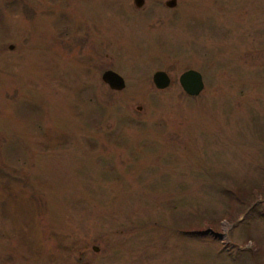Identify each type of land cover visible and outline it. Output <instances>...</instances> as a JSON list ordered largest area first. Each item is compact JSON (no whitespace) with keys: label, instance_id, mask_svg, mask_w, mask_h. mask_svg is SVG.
Segmentation results:
<instances>
[{"label":"rangeland","instance_id":"374dc122","mask_svg":"<svg viewBox=\"0 0 264 264\" xmlns=\"http://www.w3.org/2000/svg\"><path fill=\"white\" fill-rule=\"evenodd\" d=\"M165 1L0 0V264H264V0Z\"/></svg>","mask_w":264,"mask_h":264},{"label":"water","instance_id":"95a60500","mask_svg":"<svg viewBox=\"0 0 264 264\" xmlns=\"http://www.w3.org/2000/svg\"><path fill=\"white\" fill-rule=\"evenodd\" d=\"M135 6H140L142 0H133ZM164 4L172 7L175 4L174 0H166ZM100 79L108 88L113 90H121L125 83L120 74L112 69H105L100 74ZM151 82L156 89H163L170 83L169 75L161 69H157L151 74ZM177 82L182 91L188 96H196L203 88V81L201 74L192 68L183 70L177 77ZM209 231V230H208ZM93 249H96L93 247Z\"/></svg>","mask_w":264,"mask_h":264},{"label":"flooded vegetation","instance_id":"af4514ba","mask_svg":"<svg viewBox=\"0 0 264 264\" xmlns=\"http://www.w3.org/2000/svg\"><path fill=\"white\" fill-rule=\"evenodd\" d=\"M107 69H110V68H107ZM104 70H105V69H104ZM154 71H155V70H154ZM154 71H153V72H154ZM151 74H152V73H151ZM123 80H124V79H123ZM153 86H154V85H153Z\"/></svg>","mask_w":264,"mask_h":264},{"label":"trees","instance_id":"16d2710c","mask_svg":"<svg viewBox=\"0 0 264 264\" xmlns=\"http://www.w3.org/2000/svg\"><path fill=\"white\" fill-rule=\"evenodd\" d=\"M234 192H235V190H234ZM236 193V192H235ZM210 224V223H209Z\"/></svg>","mask_w":264,"mask_h":264}]
</instances>
